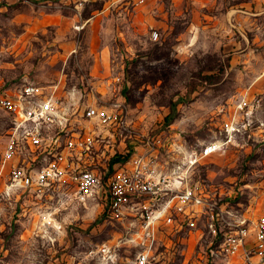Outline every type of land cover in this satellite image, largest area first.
Masks as SVG:
<instances>
[{
	"label": "rangeland",
	"instance_id": "obj_1",
	"mask_svg": "<svg viewBox=\"0 0 264 264\" xmlns=\"http://www.w3.org/2000/svg\"><path fill=\"white\" fill-rule=\"evenodd\" d=\"M28 83L64 114L0 169V264H133L148 252L137 218L110 215L101 192L81 204L69 178L42 195L11 187L9 169L60 152L68 177L101 179L144 154L233 220L264 217V0H0V95ZM11 126L0 109V168ZM69 137L86 147L65 150ZM206 146L216 150L201 156ZM194 216V228L155 227L151 264H243L219 252L206 212Z\"/></svg>",
	"mask_w": 264,
	"mask_h": 264
},
{
	"label": "built area",
	"instance_id": "obj_2",
	"mask_svg": "<svg viewBox=\"0 0 264 264\" xmlns=\"http://www.w3.org/2000/svg\"><path fill=\"white\" fill-rule=\"evenodd\" d=\"M122 1L142 5L148 0ZM48 90L28 83L10 94L0 95V109L12 119L2 152L1 171L14 157L20 143L41 147L47 125L55 119H62L63 110L58 106L53 91ZM83 114L86 119L96 120L100 124H106L110 119L106 112L94 108H86ZM55 122L59 124L58 120ZM86 142L69 137L65 139L63 147L65 150L75 146L84 148ZM215 150V146H206L200 154L206 156ZM64 161V153L60 152L54 155L52 163L39 170L13 167L8 170L7 178L15 190L23 189L36 195H42L55 182H64L69 178L74 184L73 198L81 204L101 192L107 201L110 215L115 218L130 216L138 220L142 231L141 240L147 244L148 252L144 250L139 253L133 264H151L148 254L158 224L167 227L176 223L178 228L183 225L194 228V215L198 210L209 215L208 229L218 243L219 252L223 251L232 257L240 256L243 264H264V217L253 223L244 219L233 220V215H225L226 212L220 207L208 202L189 187H182L180 176L160 173L149 156L139 154L131 157L127 162L119 164L105 179L90 169L77 171L68 177Z\"/></svg>",
	"mask_w": 264,
	"mask_h": 264
},
{
	"label": "trees",
	"instance_id": "obj_3",
	"mask_svg": "<svg viewBox=\"0 0 264 264\" xmlns=\"http://www.w3.org/2000/svg\"><path fill=\"white\" fill-rule=\"evenodd\" d=\"M172 119H174V116L173 115H170V118L169 120H167L166 122H170ZM117 161H120L121 163L125 162V159L122 158V159H115L114 162H117Z\"/></svg>",
	"mask_w": 264,
	"mask_h": 264
}]
</instances>
